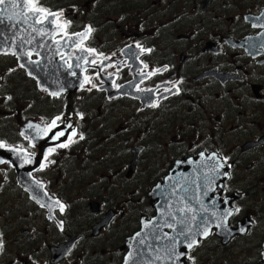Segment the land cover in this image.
<instances>
[{
  "label": "flooded vegetation",
  "instance_id": "obj_1",
  "mask_svg": "<svg viewBox=\"0 0 264 264\" xmlns=\"http://www.w3.org/2000/svg\"><path fill=\"white\" fill-rule=\"evenodd\" d=\"M40 2L64 12L63 19L71 21L69 33L91 26L85 47L109 59L96 65L77 61V56L97 57L76 51L72 41L65 47L63 40L61 59L50 40V53L42 56L40 48L39 55L23 56L26 63L41 61L28 64L49 79L43 82L29 77L19 59L2 50L27 51L33 45L17 47L25 36H15L12 25L10 34L0 33L2 149L15 148L32 159L29 183H21L9 163H0V234L5 242L0 264H123L129 240L143 222L158 215L164 198L183 197L186 186L195 193L196 183L189 180L199 177L193 164L202 160L201 152L202 161L208 162L212 153L221 163L226 157L228 175L217 173V184L203 185L200 192L229 206L230 229L242 227L245 220L249 227L230 238L213 230L187 254L195 264H264V0ZM36 42L50 44L43 37ZM137 44L153 51L142 53ZM69 53L71 68L65 63ZM155 69L161 71L146 78ZM85 76L96 87L82 88ZM177 81H182L181 91L173 95ZM137 86L151 91H137ZM56 116L62 122L47 136L27 128L29 123L44 128ZM68 124L85 139L57 148L49 157L55 163L40 170L48 149L67 141L73 130ZM58 131L65 136L52 140ZM178 162L185 165L177 169ZM176 169L183 182L168 183ZM55 200L66 205L63 213ZM257 231L256 257L242 260L247 250L242 254V241L252 243Z\"/></svg>",
  "mask_w": 264,
  "mask_h": 264
},
{
  "label": "snow or ice",
  "instance_id": "obj_2",
  "mask_svg": "<svg viewBox=\"0 0 264 264\" xmlns=\"http://www.w3.org/2000/svg\"><path fill=\"white\" fill-rule=\"evenodd\" d=\"M64 17V12L63 11H52L51 9L44 7L40 0H0V24H4L5 21L9 22H15L12 27H15L16 25L23 23L25 25H28L29 28H31V32L35 33V36H32L31 33L28 34L27 39L21 38V43L17 45V47L22 48L24 43L33 45L32 49H29L27 51L21 50L20 52H17L15 50L11 51V54L16 56L17 59H20L21 57L27 55L29 58L33 55V52H36L37 55L40 53L37 51V49L40 48H51L52 44H46L43 42H36V37H43L46 39H50L53 44H55L56 49L58 53L61 55V59H64V54L61 50V40L64 41V46H68V42L72 41V47L76 51L80 52H86L89 55H96L97 59L88 60L87 56H77L76 60L80 61L83 60L85 64L91 63L92 65H96L99 62L102 63V60L104 59H109L108 57L104 56L103 53H97L96 49L90 48V47H85V41L89 39L91 33L94 31V29L91 26H86L84 31L82 32H74V33H69V28L71 26V21H68L66 19H63ZM257 19H260L257 17ZM36 25H40V27H36ZM50 26V27H49ZM255 27L256 25L253 24ZM56 36H60L61 39H56ZM73 37H76L77 39L73 40ZM15 43V41H13ZM136 47L140 48V51L143 52H152L153 49H145L141 45L137 44ZM3 54L7 55L9 54L8 52H4ZM72 59L71 53L68 54V59L65 60V63L68 65L69 68L73 67L72 63L70 62ZM28 63L30 64H35L39 65L41 61L36 60L33 61L29 59ZM143 63V62H142ZM20 67H25V64H20ZM111 65H107L106 67H110ZM75 67H80V63H76ZM148 65L144 64V69H147ZM13 71V70H9ZM86 71V69H85ZM161 69H155L153 71H149L146 74V78H151L152 76H155L157 73H159ZM163 71H167V66L163 69ZM31 75V72L29 73ZM72 75H76L75 72L72 73ZM141 75H144L143 71L141 72ZM143 82V81H141ZM182 83V81H177L172 84V88H175L176 91L174 93H171V89H164V91L170 92L173 95H177L180 93L181 89L178 87V84ZM85 84H92L91 78L88 76L84 77L83 83H81V87L83 88ZM117 88H121V85H115ZM92 87H96L95 84H92ZM46 90V89H45ZM91 91V88L88 89ZM137 91H151L150 89H141L139 86H137ZM52 96H59L60 92H51L49 93ZM10 100L11 97H8ZM151 107H158L157 103L151 104ZM81 119H83V114H80ZM58 122H62V117L61 116H56L54 119L51 120L49 124H47L44 128H41L40 125H34L32 123H29L27 125V128L29 129H35L36 132L39 134L40 132H43L44 136H47L48 133L52 132L53 129H56L59 127ZM69 128H73L71 124H68ZM21 135L25 137V139H29L28 136L25 135L24 132H21ZM65 136V131H58L56 132L51 139L52 140H60L61 137ZM78 137V140H84L85 137L83 134H78L75 128H73L72 132L68 135L67 141L66 142H61L57 144L55 147L49 148L48 151L45 153L44 160L45 162H42L40 164V170H43L48 166L50 163H55V161L49 160V157L53 155V153L56 152L57 148L63 149V148H68L71 144H75L78 142L76 139ZM34 146V145H32ZM6 144L3 141H0V148H5ZM13 152H16L17 149L12 148L11 149ZM19 154V153H17ZM201 159L204 160V152L200 153ZM24 163L25 164H30L32 163L31 159V154H26L24 157ZM207 160H217V163L215 165V168L213 169L214 174L219 173V170L224 168L225 165H227L228 161L227 158L225 157L223 160V163L219 162L217 159V154L212 153L210 156L206 158ZM0 163H4V161H0ZM188 163H193V161L189 160ZM231 167V165H228ZM223 175H228V173H222ZM36 183L39 185V181H36ZM159 187V186H157ZM209 190H214V189H209ZM184 196L187 199H192L193 197L188 196L189 189L188 188H183ZM47 195V193H45ZM172 195H175V191H173ZM203 195H207V192H204ZM197 203H201L202 210L207 213L208 208L203 205L200 197L197 195L194 197ZM56 206L59 207V210L61 213L65 211L66 205L61 203L59 200H55L53 202ZM46 205L41 204V207H45ZM49 209H51L52 204L47 205ZM180 212L181 216L184 215V213L187 212H192L193 209L191 207H186L184 209H178ZM235 211H239V209H235ZM166 215H171V213H165ZM212 216H215L216 213L213 212L211 214ZM233 215L232 211H227V216ZM175 219V217H173ZM208 217L204 216L201 218L200 223H204L207 221ZM226 219V217H225ZM191 220L195 221L196 216L193 215L191 217ZM178 224L184 225L185 220L180 219L177 221ZM63 224L61 222L60 227H62ZM148 225H145L147 227ZM168 227H172L174 231H176L175 225L173 224H168ZM219 227V225H217ZM241 231H245V229H241ZM140 234L137 233V236ZM197 235H202L203 237H208L210 235V231L208 227H205L203 232L200 233L198 231H194L191 227H182L179 231H177L175 237H169L168 234H164V238L169 240V244L165 246L163 249H161L165 255L164 257H161L159 254H157L154 259L155 260H161V259H167L172 261V264H176L177 261H180L181 257H185L188 260L192 261L193 264H195V257L188 255L186 252L183 251H177V245L185 243L186 242V248L191 251L193 250L196 246H198L199 241L195 239V236ZM159 238V237H157ZM183 238V239H181ZM139 243L143 244L144 241L141 240ZM5 251V242L4 239L2 238V234H0V254H3ZM132 254H129V257L125 260V264H128V260L132 259Z\"/></svg>",
  "mask_w": 264,
  "mask_h": 264
},
{
  "label": "water",
  "instance_id": "obj_3",
  "mask_svg": "<svg viewBox=\"0 0 264 264\" xmlns=\"http://www.w3.org/2000/svg\"><path fill=\"white\" fill-rule=\"evenodd\" d=\"M11 23L8 21L7 26H5L4 24H0V33L1 34H10L9 32L11 30H13L15 33V36H18V35L21 36V34H22V36H25L24 39H27L28 34L31 33V28H29L28 25L20 23L10 30L9 25L14 24L13 22H11ZM48 41L50 44H52L50 39H48ZM43 42H44V40H43ZM2 48H3L2 49L3 51H6L8 53H11V51H12V49L9 50V48H7L5 46H2ZM52 48H53V46L51 48H44L41 51L39 50V52L43 56L46 53H48L49 51H51ZM15 51H17V50H15ZM17 52H19V51H17ZM19 61L21 64H24L23 63V57H21L19 59ZM26 65L27 66H25V67H26V70H27L29 76L37 77L38 79H41L43 82L49 80V79L43 77L42 75L35 74V71L31 67V65H28V64H26ZM30 72H31V75L29 74ZM51 73L54 74L52 71H51ZM41 80H40V82H42ZM17 153H19V154H17ZM22 155H23L22 152H18V151L13 152L10 149L0 148V161L7 162L14 169H16L19 180L21 183L26 182V181L29 183L27 174L29 173V168H30L29 165L30 164L24 163V159H23ZM201 162L202 163H198V164L194 163L193 164V166H194L193 168L197 169L195 171L198 172L197 175H199L198 178H195L197 183L195 185H193L194 187L197 186L195 189V193L190 194L192 186L191 187L186 186V188L189 189L188 196L193 197V198L187 199V198H185V196L182 197L179 195V196H176V198L175 197H168V198H166L167 200L164 199V201H163L166 204V207H169V208H167V210H170V205L176 204V205L181 206L180 208L174 207L170 210L171 221H173L172 220L173 217H175L176 214L179 212L178 209H184L186 207H191L193 209L192 212H187V211L185 212L187 223H185L184 226H177L176 231L171 230V229H167V228H163L165 225V222L168 220H166L164 215H163L164 217L159 216L160 210H162V209L160 208V210H159V208H158V211H159L158 215L154 219H152L150 222H146V223L143 222L141 230L138 232L139 234L140 233L142 234V235L140 234L141 237L139 240L140 241L143 240L144 242H145V240H147V241H149L148 242L149 245L152 246V248L150 250H148L149 254H150L149 256H151V257H147L146 259H144L141 255H139L137 253H133V250L128 248V253H127V255L123 261V264H125V260L129 257L130 253L132 254L133 258L128 260V264H172V261H170V260H167V259L155 260L154 257L156 256V254H159L161 257H164V255H165V253L162 252L161 249L164 246H167L169 244V240H167L163 237L164 234L165 233L168 234L169 237H175L177 231H179L182 227H191L194 231H198L200 233L203 232L205 227H208L210 232L214 230V231H216V234L219 235L220 237L225 236L227 238H230V237L236 236V235H240V234H242V235L245 234V232L247 231V228L249 227V223H247L248 221H246V220L243 221L242 227H241V225H239L236 230L230 229L227 226V219L229 217V216H227V211H231L229 206L228 205L220 206V205H218L216 200L214 201L212 199H207L206 197H204L205 195L203 196V192H204L203 190H202L203 192H200L203 185H207L208 183L210 185L217 184V180H216L217 173L214 174L215 177L213 178V173H214L213 169L215 168L217 161L215 160L214 164H212V162H207V161H201ZM184 165H185L184 162H178L176 164L175 168H181ZM22 166H24L25 168L23 169ZM195 171H194V173H195ZM219 172L221 174L225 173L223 168L220 169ZM189 176H190V173H189L188 177ZM205 188H204V190H205ZM215 189H217V188H215ZM197 195L200 197L203 205L208 208L207 213H205L202 210L201 203L196 202L194 197ZM175 199H176V201H175ZM213 212L216 213L215 216L211 215ZM193 215L196 216L195 221L191 220V217ZM204 216L208 217L207 221H205L204 223H200L201 218ZM225 217H226V219H225ZM145 225H148V226L145 227ZM217 225H219V227ZM242 228L245 229V231L242 232L241 231ZM136 236H137V234L131 240H133ZM157 237H159V238H157ZM181 239H183V238H181ZM195 239L197 241H200L202 239H205V237H203L202 235H197V236H195ZM128 245H129V243H128ZM177 246L179 248L177 251H183L186 253L189 252V250L186 248V242L179 244ZM262 248H263V250L261 252V257H262V261H264V243L262 245ZM151 254H154V256H152ZM136 258L137 259L139 258V260H137ZM183 259H184V257H181L180 261H177L176 264H187L186 262L183 261Z\"/></svg>",
  "mask_w": 264,
  "mask_h": 264
},
{
  "label": "bare ground",
  "instance_id": "obj_4",
  "mask_svg": "<svg viewBox=\"0 0 264 264\" xmlns=\"http://www.w3.org/2000/svg\"><path fill=\"white\" fill-rule=\"evenodd\" d=\"M202 161V160H201ZM201 161H199L198 163H202ZM208 162H212V160H209ZM197 163V164H198ZM215 163V162H214ZM178 169V168H177ZM177 169L171 174V177L168 179V183H174V184H180L179 182H183V178H181V177H178V173L176 172L177 171ZM189 182L190 183H197V181L195 180V177H193V178H191L190 180H189ZM164 188H167V186L165 185L164 186ZM175 190H177V189H175ZM165 199V198H164ZM164 199H163V201H164ZM174 207H181L180 205H170V210L172 209V208H174ZM162 208V210H161V212H160V214H159V216H163V215H165V218H166V220H168V221H166L165 222V225H164V227L163 228H167V229H171V230H173V228L172 227H168L167 225L168 224H173V225H175V228L177 227V226H184V225H181V224H178L177 223V221L178 220H180V219H184L185 220V223H187V221H186V214L184 213V215L183 216H181V214H180V212H178L177 214H176V216H175V219H172L173 221H171V215H166L165 213H169L170 212V210H167V208H169V207H166V204H165V206L164 207H161ZM170 219V220H169ZM141 234V233H140ZM142 235V234H141ZM141 235H139V236H136L133 240H129V245H128V248H130L131 250H133V253H137V254H139V255H141L144 259H146L147 257H151V256H149L150 254H149V251L148 250H150L151 248H152V246L151 245H149V241H147V240H145V242L143 243V244H141V243H139V239H140V237H141ZM163 236V235H162ZM164 237V236H163ZM165 247V246H164ZM163 247V248H164ZM162 248V249H163ZM179 248H178V246H177V250H178ZM162 251V250H161ZM163 252V251H162ZM152 256H154V254H151ZM157 255V254H156ZM134 256V255H133ZM136 257V256H135ZM134 257V258H135ZM140 258V257H139ZM139 258L137 259V260H139ZM136 260V261H137Z\"/></svg>",
  "mask_w": 264,
  "mask_h": 264
},
{
  "label": "rangeland",
  "instance_id": "obj_5",
  "mask_svg": "<svg viewBox=\"0 0 264 264\" xmlns=\"http://www.w3.org/2000/svg\"><path fill=\"white\" fill-rule=\"evenodd\" d=\"M253 238H256V240H254L252 243H250L249 240L242 241V254L246 250L244 248H247L245 253L242 255V260L254 259L256 257V251H257V246H258L256 244V241L259 238V232L258 231L253 235Z\"/></svg>",
  "mask_w": 264,
  "mask_h": 264
}]
</instances>
